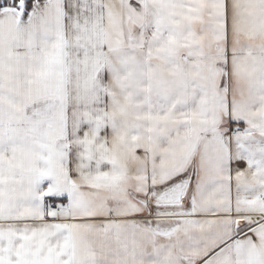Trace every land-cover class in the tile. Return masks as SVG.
I'll return each instance as SVG.
<instances>
[{
    "label": "snow or ice",
    "instance_id": "snow-or-ice-1",
    "mask_svg": "<svg viewBox=\"0 0 264 264\" xmlns=\"http://www.w3.org/2000/svg\"><path fill=\"white\" fill-rule=\"evenodd\" d=\"M0 264H264V0H0Z\"/></svg>",
    "mask_w": 264,
    "mask_h": 264
}]
</instances>
